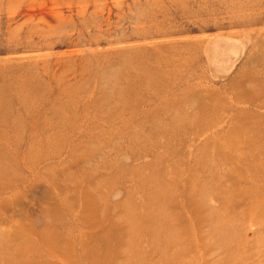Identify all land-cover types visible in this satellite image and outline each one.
I'll list each match as a JSON object with an SVG mask.
<instances>
[{
	"label": "rangeland",
	"instance_id": "374dc122",
	"mask_svg": "<svg viewBox=\"0 0 264 264\" xmlns=\"http://www.w3.org/2000/svg\"><path fill=\"white\" fill-rule=\"evenodd\" d=\"M11 263L264 264V0H0Z\"/></svg>",
	"mask_w": 264,
	"mask_h": 264
},
{
	"label": "bare ground",
	"instance_id": "6f19581e",
	"mask_svg": "<svg viewBox=\"0 0 264 264\" xmlns=\"http://www.w3.org/2000/svg\"><path fill=\"white\" fill-rule=\"evenodd\" d=\"M232 137V136H231ZM249 137V136H248ZM232 139H233V137H232ZM239 146V144L238 143H235L234 144V146H233V149H235V148H237ZM220 154V153H219ZM230 155H231V153L230 152H224V156H227V157H230ZM215 163V162H214ZM166 187V184H162V187L161 188H163V190H164V188ZM218 188H219V186H218ZM166 190H167V188H166ZM228 191V190H227ZM230 195V194H229ZM241 195V194H240ZM49 236V235H48ZM48 236L46 237V239L48 238ZM53 237V236H52ZM154 237V236H153ZM44 240V239H43ZM54 241V240H53ZM45 242H47V241H45ZM58 249H60V248H58ZM23 250H25V249H23ZM57 251V250H56ZM59 252H60V250H59ZM13 253V252H12ZM30 254V253H29ZM27 257V256H26ZM11 264H13V263H11ZM22 264V263H21Z\"/></svg>",
	"mask_w": 264,
	"mask_h": 264
}]
</instances>
